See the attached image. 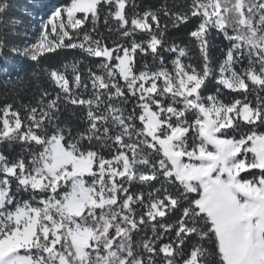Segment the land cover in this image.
Returning <instances> with one entry per match:
<instances>
[{"label": "snow or ice", "instance_id": "snow-or-ice-1", "mask_svg": "<svg viewBox=\"0 0 264 264\" xmlns=\"http://www.w3.org/2000/svg\"><path fill=\"white\" fill-rule=\"evenodd\" d=\"M39 6L0 0V264H264V0Z\"/></svg>", "mask_w": 264, "mask_h": 264}, {"label": "trees", "instance_id": "trees-1", "mask_svg": "<svg viewBox=\"0 0 264 264\" xmlns=\"http://www.w3.org/2000/svg\"><path fill=\"white\" fill-rule=\"evenodd\" d=\"M18 2L20 5V9H22L23 5L26 3V0H18ZM53 2L59 3L60 0H40V6L36 7L35 9L32 10V17L33 18L31 20L28 19V17L23 13L22 10L17 9L16 11H17V14L20 15L21 18L26 21V23L34 25L36 23V17L41 16V15H45L47 13L48 7ZM16 62L18 64L23 63V61L19 57L16 58Z\"/></svg>", "mask_w": 264, "mask_h": 264}, {"label": "rangeland", "instance_id": "rangeland-1", "mask_svg": "<svg viewBox=\"0 0 264 264\" xmlns=\"http://www.w3.org/2000/svg\"><path fill=\"white\" fill-rule=\"evenodd\" d=\"M55 4H57V3H55V2L51 3V5L48 7L47 13H46L45 15L37 16V17H36V23H35V24H38V23H39V18H40V17H46L47 14H48V12H49V10H50V9L52 8V6L55 5Z\"/></svg>", "mask_w": 264, "mask_h": 264}]
</instances>
